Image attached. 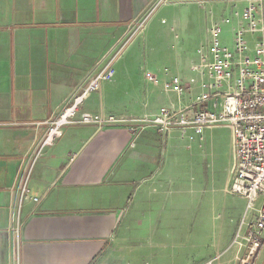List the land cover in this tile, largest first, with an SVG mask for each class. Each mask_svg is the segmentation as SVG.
<instances>
[{"label":"crops","instance_id":"1","mask_svg":"<svg viewBox=\"0 0 264 264\" xmlns=\"http://www.w3.org/2000/svg\"><path fill=\"white\" fill-rule=\"evenodd\" d=\"M219 1L208 3L217 12L228 2L244 5ZM198 3L0 0V264H237L244 248L233 237L245 233L255 211L228 191L231 129L218 124L161 134L146 126L134 137L138 124L125 120L152 117L160 107L220 109L221 94L198 102L212 81L207 68H193L208 27L202 12L186 10ZM236 25L222 32L223 41L231 31L233 43ZM142 30L144 40L146 33L157 36L156 44L118 58L112 79L79 106V113L117 121L65 125L34 163L28 185L38 201L19 202L18 178L44 122L104 65L121 37L124 44ZM171 36H178L174 43ZM206 144L227 157L217 188L205 186L190 165ZM254 264H264V234Z\"/></svg>","mask_w":264,"mask_h":264},{"label":"built area","instance_id":"2","mask_svg":"<svg viewBox=\"0 0 264 264\" xmlns=\"http://www.w3.org/2000/svg\"><path fill=\"white\" fill-rule=\"evenodd\" d=\"M237 1L244 2V5L240 12H234L240 23L232 29V47H227L220 40L221 25L231 22L230 18L223 17L213 22L209 28L206 49L210 57L206 58L204 47L199 48L200 61L193 67L198 71L207 68L208 76L212 80L208 83L209 90L198 96V102L221 94L220 109L160 107L152 117L125 120L138 124L137 128L131 129L134 137L146 126H153L161 134H166L171 129H178L186 134L191 128L201 129L218 124L231 129L234 165L229 191L245 198L247 211H255L245 233L241 237L236 233L232 242L239 248H244L237 257V264H254L264 234V0ZM256 32L258 36L253 38L254 46L251 49L246 34L253 36ZM123 47L115 50L104 65L89 76L81 90L56 116L44 122L45 132L31 148L27 163L18 178L19 202L28 198L38 201L31 194L28 185L34 163L42 150L61 135L65 125L86 123L102 127L117 121L113 116L79 113L78 110L88 93L97 90L102 81L112 79L114 62L120 57ZM171 84L173 88L180 90L177 78L174 77ZM213 104L216 105L215 101ZM130 145H133V141ZM259 198L261 204L256 207Z\"/></svg>","mask_w":264,"mask_h":264},{"label":"rangeland","instance_id":"3","mask_svg":"<svg viewBox=\"0 0 264 264\" xmlns=\"http://www.w3.org/2000/svg\"><path fill=\"white\" fill-rule=\"evenodd\" d=\"M169 1H173V0H169ZM190 1L197 2V3L199 2V3H201L202 7H205V9H204L202 7H199L196 4H188L186 6V10H188L192 14H197L196 12L199 11V13L202 12L206 17L205 20L207 21V26H208L207 27V34L204 35L203 40H201L199 42L198 49L201 47H204V48L208 47L209 28L213 22L218 21L223 17H228L231 19L230 23L221 25V30L223 33L226 29L231 30V26H233V23L234 24L240 23V19L238 18V16H236L234 14V12H240L243 6L230 3L226 0H221L223 2L224 1L228 2L227 4L229 7L224 12H222V11L217 12L214 8L211 7V3H208L210 0H190ZM221 1H219V2H221ZM160 10H165V7L161 8ZM169 10L179 11V10H181V7H179V5H170ZM234 18H237V19H234ZM223 33H222V35H220L221 43H225V45L227 47H232V32L228 31V38H227L226 42L223 41ZM144 34L145 33L142 30V31L138 32L137 34H133V36H129V35L126 36V42H127L126 43L127 46L125 49L126 52L124 51L123 55L121 57H119L118 60L120 61V63L125 61L127 54L128 53L132 54V52L134 51V49L136 47H139L144 43L150 44V45L156 44L157 36H155V35L149 36V34L146 33V35H147L146 40H144ZM257 36H258V32H256L255 35H253V36H251L250 34H246V39L248 40V44H249L251 49H253V46H254V41H253L254 39L253 38L257 37ZM177 37L178 36H171L170 37V41H172L171 43H174L175 40H177ZM115 44H116L115 47L117 49H121L124 46V44L122 42V37ZM195 56H198L197 52H195ZM196 150L199 153H196L195 155L193 154L191 156L190 161L193 163V165L190 163L191 168L194 169V167H195L196 171H198V173L202 176L201 181L208 188L220 187L222 184H224V179H225L226 171H227V169H226L227 157L223 154L222 148H219L217 146L216 147L215 146H208L206 144L203 146V149H197L196 148ZM233 157H234V146H233ZM233 165H234V158H233V164L231 167V179H232ZM230 182H231V180H230ZM229 185H230V183H229ZM228 191H229V186H228ZM260 204H261V198H259V200L257 201L256 207H259ZM163 229H165V228L159 227V228H157V231L159 233H161V232H163ZM180 230H181V228H179V227L174 228V231H180ZM174 249L176 250L177 248L175 247Z\"/></svg>","mask_w":264,"mask_h":264}]
</instances>
